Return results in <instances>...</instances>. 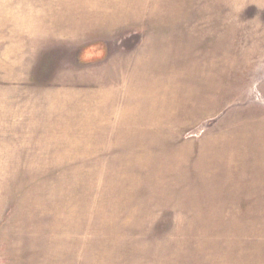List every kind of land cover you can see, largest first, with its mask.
Listing matches in <instances>:
<instances>
[{
    "label": "rangeland",
    "instance_id": "374dc122",
    "mask_svg": "<svg viewBox=\"0 0 264 264\" xmlns=\"http://www.w3.org/2000/svg\"><path fill=\"white\" fill-rule=\"evenodd\" d=\"M0 264H264V0H0Z\"/></svg>",
    "mask_w": 264,
    "mask_h": 264
},
{
    "label": "crops",
    "instance_id": "0c3cea01",
    "mask_svg": "<svg viewBox=\"0 0 264 264\" xmlns=\"http://www.w3.org/2000/svg\"><path fill=\"white\" fill-rule=\"evenodd\" d=\"M245 131H246V129H245ZM248 134V133H247ZM246 136V139H247V135H245ZM247 141V140H246ZM248 142V141H247ZM248 144H249V142H248Z\"/></svg>",
    "mask_w": 264,
    "mask_h": 264
}]
</instances>
